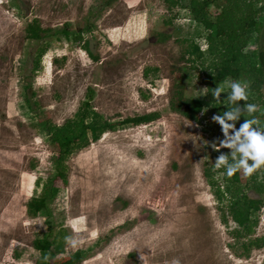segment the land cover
Segmentation results:
<instances>
[{"label": "rangeland", "instance_id": "374dc122", "mask_svg": "<svg viewBox=\"0 0 264 264\" xmlns=\"http://www.w3.org/2000/svg\"><path fill=\"white\" fill-rule=\"evenodd\" d=\"M179 12L168 24L163 0H0V264H35L33 242L50 231L59 235L55 264L80 250L86 252L82 264H142L140 255L146 264H264V247L241 257L230 233L235 223L221 222L204 174L228 149L204 146L221 140L206 130L213 115L205 109L192 121L170 107L176 82H184L189 97L206 90L200 70L183 74L191 63L182 59V40L194 38L206 49L207 31L187 10ZM34 18L50 29L42 40L26 38ZM63 29L69 37L57 32ZM160 33L170 38L162 41ZM256 37L254 32L247 51L257 46ZM44 46L42 67L33 71ZM90 89L95 109L113 121L160 116L120 125L88 147L75 146L68 182L56 179L49 214L37 216L27 203L41 193L38 179L43 184L56 174L57 157L37 124H62ZM25 93L35 109L27 106ZM214 174L223 184L222 175ZM66 236L82 243L74 249Z\"/></svg>", "mask_w": 264, "mask_h": 264}, {"label": "trees", "instance_id": "16d2710c", "mask_svg": "<svg viewBox=\"0 0 264 264\" xmlns=\"http://www.w3.org/2000/svg\"><path fill=\"white\" fill-rule=\"evenodd\" d=\"M163 2L170 13L169 18L165 17L166 23L172 24L173 20L179 17L180 9H185L192 20L207 31L204 37L206 49H202L194 38L182 40L186 43L182 59L187 57L188 62L191 63L190 68L183 66L185 71L183 74L187 75L189 69L200 70L207 94L199 98L189 97L185 93L184 82H176L170 99L171 109L192 121H199V114L205 109L211 115L222 114L228 110L227 107L234 106L228 104L226 99L230 89L221 93L220 100L214 99L213 89L227 80H246L250 82L248 103L259 106V111L254 115L262 120L263 124H261L264 125V109L260 110L261 106H264V0H163ZM213 7L215 10L212 9ZM49 32L50 29L44 28L38 18L27 23L26 38L29 40H42L50 35ZM57 32H63L66 37L70 36V32L66 29ZM254 32L257 33L255 42L258 44L247 51L246 48L252 42ZM75 36L78 39L77 33ZM159 38L165 41L170 38V34L160 33ZM46 47H42L37 53L33 61V71L37 72L41 69V58ZM92 94L93 91L90 89L87 100L80 105L72 117L67 118L62 124L55 123L51 119L40 120L37 124L41 131L48 134L51 143L57 148L56 174L49 177L43 184L41 179H38L37 184L42 186L41 193L32 196L27 203L28 208L37 216L40 213L49 214V204L58 191L56 179L63 183L68 182L67 161L75 146L88 147L91 143L98 141L105 132L114 131L120 125L146 124L160 116L159 112H151L130 116L116 122L95 109L91 100ZM24 96L27 106L35 109L31 98L26 93ZM238 103L243 106L245 101ZM246 118L252 117L246 116ZM244 120L245 117L241 116L236 122L237 129ZM206 130L221 140L224 138L218 123L210 121L206 124ZM221 153L230 154V149H224ZM229 159L231 162V157ZM213 166L206 167L204 174L218 201L221 222L226 226L230 221L235 223L230 233L237 243H240L241 257H248L253 249L264 247V236L254 237L259 224V214L264 206L262 196L264 169L262 174L259 170L243 182L241 172L229 178L222 175L225 169L221 168L214 171L222 175L223 184H220L212 171ZM260 174L263 175L262 178H259ZM50 229H52L51 226ZM53 233L50 231L45 236H39L34 240L33 247L39 252L35 264H55L57 254L54 246L59 243V235ZM85 255L86 252L80 250L60 264H82Z\"/></svg>", "mask_w": 264, "mask_h": 264}, {"label": "clouds", "instance_id": "9594fccd", "mask_svg": "<svg viewBox=\"0 0 264 264\" xmlns=\"http://www.w3.org/2000/svg\"><path fill=\"white\" fill-rule=\"evenodd\" d=\"M225 87L230 89L226 97L228 104L234 106L227 107V111L222 114H214L211 117L213 122L221 126L224 138L218 142L208 141L204 146H210L218 152L221 148L230 149V154L220 153L216 158L213 171L224 168L225 172L222 175L229 178L237 172H241L243 177L249 178L264 169V125L254 115L259 111V106L248 103L250 82L229 80L225 82L224 86L217 85L212 91L214 99L220 100ZM239 101H245L244 105L241 106ZM241 116H244L245 120L237 129L236 122L240 120ZM246 116L252 118L249 119ZM229 157H231V162ZM74 231L79 230L74 227ZM64 239L66 244L74 249L82 243L75 236H66ZM45 258L47 259V257ZM140 261L142 264H146L143 255H140ZM172 264H180V262L178 259H173Z\"/></svg>", "mask_w": 264, "mask_h": 264}]
</instances>
